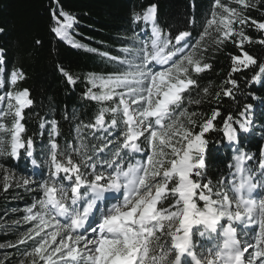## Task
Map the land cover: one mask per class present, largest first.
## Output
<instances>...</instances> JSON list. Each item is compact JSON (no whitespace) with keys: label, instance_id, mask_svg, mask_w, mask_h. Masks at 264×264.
Returning a JSON list of instances; mask_svg holds the SVG:
<instances>
[{"label":"snow or ice","instance_id":"snow-or-ice-1","mask_svg":"<svg viewBox=\"0 0 264 264\" xmlns=\"http://www.w3.org/2000/svg\"><path fill=\"white\" fill-rule=\"evenodd\" d=\"M209 2L198 19L191 0L185 28L167 32L157 23L158 6L150 3L132 13L131 27L113 51H99L73 38L75 18L52 0L53 41L98 53L107 68L77 77L56 64L67 87L83 86L82 107L94 110L63 146L56 118H41L37 130L28 127L38 113L32 91L21 87L27 75L10 67L0 48L2 190L35 194L22 209H11L23 212L13 224L27 227L14 243H0V249L19 253L17 264H264V148L258 167L246 166L253 157L241 151L240 134L253 130L255 112L252 104L241 106L237 95L256 98L252 87L264 88V62L244 47H264V19L249 15L264 8V0ZM249 27L260 39L253 41ZM209 43L217 51L228 44L238 49L228 54L229 87L223 90L237 108L224 117L213 108L197 125L185 102L201 101L186 94L212 68L205 62ZM35 46L43 42L37 39ZM234 73L242 74L243 87ZM88 130L90 139L82 134ZM212 132L220 138L213 140ZM213 146L234 154L228 176L215 183L207 171ZM21 161L36 171L17 177L10 165ZM12 258L5 252L0 264Z\"/></svg>","mask_w":264,"mask_h":264},{"label":"trees","instance_id":"trees-1","mask_svg":"<svg viewBox=\"0 0 264 264\" xmlns=\"http://www.w3.org/2000/svg\"><path fill=\"white\" fill-rule=\"evenodd\" d=\"M226 2V0H225ZM155 3L158 6L157 23L164 27L165 31L184 29L186 17L193 11L191 0H60L63 10L75 18L73 25V38L82 44L98 49L99 51H113L118 43L117 37L125 35L131 27V15L140 12L148 4ZM52 0H0V48L5 50L6 62L11 66H18L27 75V80L22 82L21 87L29 88L35 98L33 111L38 115L29 119L28 127L37 130L40 119L56 118L61 125L62 136L58 141L65 143V137L69 141L75 137V125L79 121L88 123L93 116L92 107H82L84 102L80 99L82 85L72 90L67 87L60 74L56 71V64L61 63L75 76L82 77L89 72L107 71L102 58L98 53H88L83 49H75L66 42H55L49 33L50 8L53 7ZM210 7L209 0H195V13L201 18ZM264 8L260 11L253 10L249 13L254 19H264L261 16ZM144 27V25H141ZM169 26V27H165ZM148 27V26H147ZM246 33L253 37V41L260 39L261 34L254 28H246ZM43 42V47L37 48L35 41ZM245 50L253 55L258 61L264 62V47L253 42L245 43ZM59 50L56 55L53 49ZM238 51L233 45H226L222 51H217L210 43L205 54V62L211 63L212 68L197 78L198 87L191 90L188 98L199 99L200 104H188L185 107L189 113L195 112L193 119L197 125L211 115L213 108L219 107L221 116H227L229 112L235 114L237 102L223 96V90L229 85L225 84L228 73L231 71L232 61L229 53L235 54ZM251 75V73H247ZM243 87L242 74L234 73ZM204 88L208 92L203 91ZM251 95H238V102L253 105L255 112V126L248 133L240 134L241 151L245 150L259 158L260 150L264 145V134L261 126L264 124V88L253 86ZM220 93L217 98L216 94ZM67 115L69 120H64ZM250 116L252 113L249 114ZM217 128L221 121L217 120ZM198 130V129H197ZM90 130L83 132L90 139ZM213 140L220 138L219 132H212ZM39 144L40 141L38 140ZM233 153L227 147L213 146L208 158V176L215 183L218 179L228 176L230 170L228 163L233 159ZM10 167L19 177L33 171L28 161H21L17 166L13 162ZM42 174V173H41ZM40 178V174L37 175ZM33 193H24L21 189L12 187L5 193L0 184V219L3 210L7 206L16 208L24 207L31 202ZM19 196L22 198H13ZM13 198V199H10ZM22 213V211H20ZM12 238V234L0 232V242ZM14 257L11 264H17L19 257L14 249H0V261L4 260V252Z\"/></svg>","mask_w":264,"mask_h":264},{"label":"rangeland","instance_id":"rangeland-1","mask_svg":"<svg viewBox=\"0 0 264 264\" xmlns=\"http://www.w3.org/2000/svg\"><path fill=\"white\" fill-rule=\"evenodd\" d=\"M147 30L150 31V25L147 27ZM72 36H74L73 33H72ZM262 148H264V146H262ZM242 152H244V153H246L248 155H251L253 157V159L251 161H246V166L258 167L259 158H257L256 155L254 156L252 153H248L245 150H243ZM259 157H260V155H259ZM231 163H233V160L228 163V166ZM228 169H229V167H228ZM0 184L3 185V177L2 176H0ZM33 195H35V194L33 193ZM13 198H20L21 199L22 196L21 197L16 196V197H13ZM13 198H10V199H13ZM108 198L112 199L113 197L110 195ZM12 208H16V207L15 206H7V207H5L4 210H3L2 218L0 219V232H2V233H9L10 232L12 234V238L8 239L7 241L0 242V243H5V244L14 243L16 238H17V235H18L19 231H22L24 228L27 227V225H23V224L20 225L19 227H17L16 225L13 224L14 220H18V219H20L22 217L23 212L22 213L21 212H12L11 211ZM22 208L23 207H21L20 209H22ZM6 249H9V248H5V250ZM14 251L17 253V255H18L19 259H20L21 257L19 255V253L16 250H14ZM7 253H9V252H7Z\"/></svg>","mask_w":264,"mask_h":264}]
</instances>
